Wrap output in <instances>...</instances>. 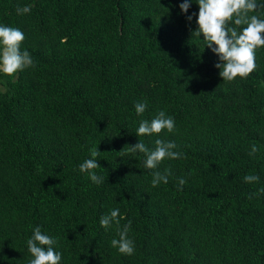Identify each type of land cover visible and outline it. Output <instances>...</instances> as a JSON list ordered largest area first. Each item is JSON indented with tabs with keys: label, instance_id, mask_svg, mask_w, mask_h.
Instances as JSON below:
<instances>
[{
	"label": "trees",
	"instance_id": "obj_1",
	"mask_svg": "<svg viewBox=\"0 0 264 264\" xmlns=\"http://www.w3.org/2000/svg\"><path fill=\"white\" fill-rule=\"evenodd\" d=\"M182 2L0 0V25L25 34L35 63L0 72V264H29L37 226L57 240L59 264H264V195L248 199L264 187V46L247 78L222 81L217 55L192 35L196 16L186 19L199 5L182 13ZM160 111L175 131L138 137ZM156 139L186 158L165 159L158 170L172 175L153 187L144 154L118 151ZM96 145L99 185L79 171ZM116 208L133 255L111 246L115 224L100 226Z\"/></svg>",
	"mask_w": 264,
	"mask_h": 264
},
{
	"label": "clouds",
	"instance_id": "obj_2",
	"mask_svg": "<svg viewBox=\"0 0 264 264\" xmlns=\"http://www.w3.org/2000/svg\"><path fill=\"white\" fill-rule=\"evenodd\" d=\"M192 0H183L179 4L182 13H188ZM199 5L198 13L186 15V19L191 21L196 16L197 27L192 35L200 37L203 34V41L207 47L217 55L218 62L214 65L219 69L218 75L224 82H232L236 77L245 79L257 67L255 51L264 46V19L257 15H249L258 9H264V0H196ZM31 11V6L17 5V15L27 14ZM25 39V34L17 27L0 25V72L12 76L18 70L35 67V63L27 50H21V43ZM137 116H142L147 109L146 102H137L134 105ZM162 130L168 133L175 131V120L173 117L160 111L151 119H142L136 129L135 134L139 136H152L160 134ZM98 144V143H97ZM154 148H149L139 141L133 145L125 144L119 150V157L134 156L136 153L144 154L143 166L152 171L151 184L158 186L161 182L167 183L168 177L172 175L169 168L164 172L158 170V166L165 159H183L185 154L174 151L178 146L173 141L156 139ZM258 151L256 145H252L248 152L249 156L255 155ZM100 151L97 148L90 150V159H85L79 165V171L87 173L88 178L94 184H102L104 177L96 173V169L101 168L97 163ZM245 183H256L259 181L257 175H245ZM187 183L184 178H179L177 190H183ZM264 195V187L257 189L255 193L249 194L248 199L253 196ZM58 198V197H57ZM119 209H113L109 214L101 216L100 226L108 229L113 224L116 225L118 239L111 240V246L116 248L123 255H133L135 252L134 241L128 233L131 229V221L121 227L120 221L123 219ZM57 240L50 235L42 233L39 226L35 227L32 235L27 239V250L32 259L29 264H59L62 254L54 249Z\"/></svg>",
	"mask_w": 264,
	"mask_h": 264
}]
</instances>
